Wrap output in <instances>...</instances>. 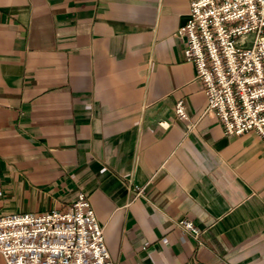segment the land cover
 <instances>
[{"label": "crops", "instance_id": "1", "mask_svg": "<svg viewBox=\"0 0 264 264\" xmlns=\"http://www.w3.org/2000/svg\"><path fill=\"white\" fill-rule=\"evenodd\" d=\"M189 4L0 0V215L82 192L114 264H264V142L206 110Z\"/></svg>", "mask_w": 264, "mask_h": 264}, {"label": "built area", "instance_id": "2", "mask_svg": "<svg viewBox=\"0 0 264 264\" xmlns=\"http://www.w3.org/2000/svg\"><path fill=\"white\" fill-rule=\"evenodd\" d=\"M176 36L224 133L253 131L264 142V0H190ZM174 112L186 118L180 101ZM176 225L198 233L188 220ZM102 232L77 192L64 209L0 215V256L4 264H114Z\"/></svg>", "mask_w": 264, "mask_h": 264}]
</instances>
